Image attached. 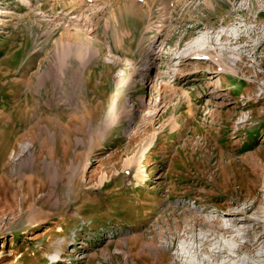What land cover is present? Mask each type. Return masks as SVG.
I'll use <instances>...</instances> for the list:
<instances>
[{"label": "rangeland", "instance_id": "obj_1", "mask_svg": "<svg viewBox=\"0 0 264 264\" xmlns=\"http://www.w3.org/2000/svg\"><path fill=\"white\" fill-rule=\"evenodd\" d=\"M0 264H264V0H0Z\"/></svg>", "mask_w": 264, "mask_h": 264}, {"label": "bare ground", "instance_id": "obj_2", "mask_svg": "<svg viewBox=\"0 0 264 264\" xmlns=\"http://www.w3.org/2000/svg\"><path fill=\"white\" fill-rule=\"evenodd\" d=\"M196 48V47H195ZM194 54H196V53H194ZM193 54V55H194ZM189 58H192V56H188ZM25 126V124H23V126L22 127H24ZM27 127V126H26ZM25 127V128H26ZM24 128V129H25ZM20 138H18V139H16V140H19ZM9 145V144H8ZM7 145V146H8ZM10 145H11V143H10ZM10 145H9V147H10ZM8 147V148H9ZM11 147H13V144L11 145ZM7 148V149H8ZM7 153V152H6ZM6 153H3L4 155H3V159L4 158H6V156H7V154ZM43 152L38 148V147H35V151H34V156H33V158H32V160H31V162L30 163H28L29 165H30V170L34 173V175H31V177H30V179H27V177L26 176H23V179H22V184H21V187L22 186H26L25 184L27 183V185L31 182L32 183V185H35L36 184V188H38V190L39 191H41L42 190V188H41V186H39V184H41V182L39 181V179L42 177V175H43V172L45 171V169L44 168H40L39 167V164H41V163H43L42 162V158L40 159V156H41V154H42ZM46 159L48 160L49 159V157L48 156H46ZM8 161V160H7ZM21 163L22 162H18V166H17V168L21 165ZM33 165H34V167H33ZM6 166V165H5ZM8 167V166H7ZM6 167V168H7ZM20 167H22V166H20ZM21 169V168H20ZM7 170V169H6ZM5 171V170H4ZM21 171V170H20ZM24 171V170H23ZM19 172V171H18ZM26 172V171H25ZM46 173V172H45ZM4 174V173H3ZM4 176H7L6 174L4 175ZM2 179V178H1ZM5 179V178H4ZM13 184V182L12 183H9V185L11 186ZM15 186H17V185H15ZM24 203V202H23Z\"/></svg>", "mask_w": 264, "mask_h": 264}]
</instances>
